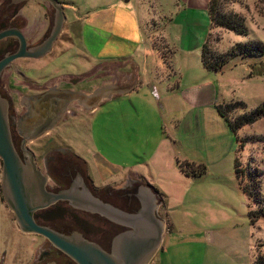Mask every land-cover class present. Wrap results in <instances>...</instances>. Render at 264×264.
Listing matches in <instances>:
<instances>
[{"label": "rangeland", "instance_id": "374dc122", "mask_svg": "<svg viewBox=\"0 0 264 264\" xmlns=\"http://www.w3.org/2000/svg\"><path fill=\"white\" fill-rule=\"evenodd\" d=\"M56 1L62 9L65 22L51 50L39 59H16L0 74V92L7 101L9 129L16 139L21 136L16 122L25 116L28 97L49 89V86L72 88L74 91L91 89L98 81L97 75L101 71L98 73L96 68L99 65L108 67L118 62L123 63L124 71H130L128 56L141 55L150 45L162 60V55L166 56L162 69L164 77L170 73L168 61L173 51L175 71L180 68L182 70L185 65L181 46L174 44L175 47L170 46V50L165 44L162 29L167 23L166 18L146 23L144 31L139 28L140 23L151 16L149 9H154V12L164 11L165 15L169 11L173 20L178 5L175 0ZM218 1L221 13L235 14L242 19L247 34L241 36L222 28L209 27L205 41L213 55L224 53L238 42L252 39L264 42V0ZM20 13L25 22L23 32L26 40L34 44L40 42L52 26L53 11L39 9L34 5L21 9ZM181 26L171 25V29H165V35L170 34L166 35L170 45L176 36L179 38ZM195 28L199 30V24ZM234 62L239 65L252 63L253 68H250L248 74L251 73L254 80L243 82L238 87V98L242 99L244 106H237L228 114L230 120L264 101V58L249 57L247 60L235 59ZM197 63L195 61V70L200 69ZM189 70H192V66ZM182 79L190 82L188 77ZM65 80L79 82L69 84ZM248 84L251 86H244ZM115 108L111 110L109 102H106L100 111L90 115L87 110L82 112L70 105L68 110L74 112L75 116L65 113L44 134L26 140L25 147L34 155L36 167L41 169V159L45 153L67 148L85 163L86 175L95 187L110 185L119 188L129 177L141 183V186L153 189L161 204L158 216L164 224L165 232L162 250L155 253L151 264H253L256 254L264 255V214L250 224L247 211L259 206L241 193L233 172L235 157L239 169L245 171V167L251 169L257 166L263 171L264 143L256 139L249 140L238 151L235 137L264 136V117L239 128L233 135L234 140L229 136V143L214 134L207 137L204 131H192L191 138L199 148L213 142L208 148L211 154L208 161L204 165L179 161L176 169L163 168L160 172L156 169L151 173L146 171L144 175L152 181V184H146L137 176L126 177L123 174L101 180L93 163L89 161L93 153H98L112 164L124 165L125 162L140 161V156L147 148L142 138L144 133L151 132L156 136L160 132L157 118L147 119L149 123L138 119L126 125L125 120L119 123L114 116L119 108ZM131 128L137 129L133 134L139 136L138 139L130 140L124 134L125 130L131 133ZM179 167L189 170V175L185 176ZM244 171L243 177L240 174L238 176L241 177V183L246 180ZM261 184V200L264 201V177H261ZM16 225L0 189L1 264H31L40 251L43 239L22 233Z\"/></svg>", "mask_w": 264, "mask_h": 264}, {"label": "crops", "instance_id": "0c3cea01", "mask_svg": "<svg viewBox=\"0 0 264 264\" xmlns=\"http://www.w3.org/2000/svg\"><path fill=\"white\" fill-rule=\"evenodd\" d=\"M175 1L178 2V5H176V17L174 16L173 20L172 13L169 11L166 16L164 11L154 12V9H149L151 16L141 22L139 28L141 27L144 31L146 23L166 18L167 23L162 29V36H164L165 44L169 49L170 46H181L180 50L183 52L185 62L182 70L180 68L175 71L172 61L173 51L168 61L170 73L164 77L162 75L163 60L150 45L141 55L128 56V62L131 65L130 71H124L123 63L117 61L116 64L108 67L104 64L99 65L96 70L98 73L101 72L97 75V83L91 89L83 88L78 91L84 96L78 102L82 109L87 110L90 115H95L103 104L109 102L111 110H114L116 106L119 108L118 113H115L114 116L119 120V123H121L120 120H125L124 125L136 119L144 120L146 123H149L147 119L150 120V118L159 120L160 132L156 136L147 132L142 137L147 148L140 156V161L125 162L124 165L112 164L98 153H93L89 161L93 163L98 178L100 177L101 180L123 174L126 177L137 176L146 184H152L144 172L151 173L156 169L160 172L163 168L166 170L176 169L179 161L201 165L208 161V157L211 155L208 148L213 142H210L206 147L199 148L195 145L197 142L192 140V131H204L207 137L214 134L224 139L225 143L230 142V135L233 137L214 106L232 100H242L238 98L240 97L237 93L238 87L243 82L254 80V76L248 77L250 65H239L232 62L223 67L221 71H206L201 66L199 52L209 28L208 0ZM34 5L35 3L30 1L22 9ZM181 24L182 32L178 33L179 38L176 36V40H171L172 45H170L169 37L166 36L170 34L165 35L166 30L171 29V25ZM196 24H199V30L195 28ZM22 33L24 34V32ZM195 61L198 62L197 65L201 71L200 69L195 70ZM113 63L115 62L113 61ZM191 66L192 70H189ZM238 67L241 68L238 70ZM181 77L190 78V82L187 80L184 82L183 79L181 81ZM66 90L74 91L72 88ZM136 130V128H131V133L125 130L124 134L130 140L138 139L139 136L133 134Z\"/></svg>", "mask_w": 264, "mask_h": 264}, {"label": "water", "instance_id": "95a60500", "mask_svg": "<svg viewBox=\"0 0 264 264\" xmlns=\"http://www.w3.org/2000/svg\"><path fill=\"white\" fill-rule=\"evenodd\" d=\"M46 1L53 8V20L48 34L39 43L27 46L17 28L0 31V40L14 37L18 41L14 52L0 58V74L16 59H39L51 50L64 16L56 0ZM61 112V107L55 110L42 129L26 140L52 127ZM23 143L21 140L24 163L13 145L7 101L0 93V189L19 231L46 239L76 264H148L161 244L164 224L155 215L157 202L147 187L140 186L134 194L140 206L132 213L92 197L78 173L70 188L48 192L47 178Z\"/></svg>", "mask_w": 264, "mask_h": 264}, {"label": "flooded vegetation", "instance_id": "af4514ba", "mask_svg": "<svg viewBox=\"0 0 264 264\" xmlns=\"http://www.w3.org/2000/svg\"><path fill=\"white\" fill-rule=\"evenodd\" d=\"M30 1H33L35 6L39 7V9H51L53 11L52 6H50L46 0H0V31L8 28H17L23 32L25 22L23 16L19 14V11ZM38 42L39 41H37V43ZM26 44L27 46L35 45L34 43H29L27 40ZM17 48L18 41L14 37H7L0 40V58L7 53L14 52ZM65 81L69 84H76L79 80ZM83 97L84 96L78 91L70 92L66 89L57 88L55 86H49V89L46 88L39 93L28 97L25 116L20 117L19 121L16 122V127L21 136L16 139L10 129L13 145L22 162L23 156L20 149L21 140L24 141L23 148L27 149L25 147L26 138L40 131L42 126L54 115V111L60 107L62 112L54 125H56L65 113L75 115L74 112L68 110L70 105H73L75 109L83 112L84 109H82V106L78 102L81 101ZM54 125H52V127ZM84 166L85 163H82L80 158L70 149L59 148L43 155L41 159V169L39 170L47 178L46 190L48 192L56 193L70 188L76 173H78L83 180L84 186H86L92 197L122 212L132 213L138 210L140 203L134 194H137V189L141 186V183L127 177L123 186L119 188H114L110 185L95 187L88 179ZM146 187L155 196L157 202L155 215L160 219L158 216V208L161 204L157 198V193L153 189L150 190V187ZM126 194H129V196ZM42 239L43 242L40 245V251L35 255L31 264H76L64 253L54 248L46 239ZM161 244L157 251L162 250ZM152 259L148 264H151Z\"/></svg>", "mask_w": 264, "mask_h": 264}, {"label": "trees", "instance_id": "16d2710c", "mask_svg": "<svg viewBox=\"0 0 264 264\" xmlns=\"http://www.w3.org/2000/svg\"><path fill=\"white\" fill-rule=\"evenodd\" d=\"M207 14L209 20V27H218L225 29L227 31H231L236 35L244 36L247 34V29L243 24L242 19L231 13H221L219 9V1L218 0H208L207 3ZM162 55V54H161ZM163 60L166 61L165 55H162ZM170 57V56H169ZM249 57L256 58H264V42L260 40H247L245 42H238L228 48L224 53L219 55H213L207 47L206 41H204L200 47L199 59L201 66L209 72H218L223 69L227 64L232 63L235 59L247 60ZM235 63V62H234ZM250 68L252 67V63L250 64ZM250 72V71H249ZM263 73H264V64H263ZM251 73L248 74L250 76ZM237 106H244V103L239 100L226 102L217 104L214 106L216 112L220 116V118L226 124L228 130L232 135H235L236 131L245 126L258 121L259 119L264 117V101L260 102L255 108L249 110L248 112H244L240 115L235 116L232 120L228 114H230ZM260 140L264 143V136L253 138V137H243L238 138L235 137L236 143H238L237 150H241L243 147V143L249 140ZM238 160L235 157L233 164V172L235 175V179L238 182V188L241 193L245 196V198L251 199L254 203L258 204L257 209H249L247 211V217L250 224H253L257 221L260 215L264 214V201L261 200L260 188L261 177H264V169L260 171L257 166H253L251 169H239ZM180 168V167H179ZM180 170L184 173L185 176L189 175V170L184 168H180ZM199 170V169H198ZM242 171H244V176L246 178L244 183L240 182L241 177H243ZM242 175L241 177H238ZM253 264H264V255L256 254L254 257Z\"/></svg>", "mask_w": 264, "mask_h": 264}]
</instances>
